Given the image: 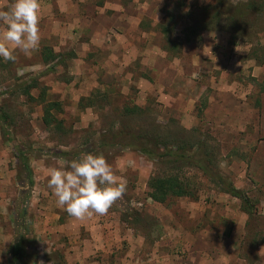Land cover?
Masks as SVG:
<instances>
[{
    "label": "rangeland",
    "instance_id": "374dc122",
    "mask_svg": "<svg viewBox=\"0 0 264 264\" xmlns=\"http://www.w3.org/2000/svg\"><path fill=\"white\" fill-rule=\"evenodd\" d=\"M40 4L38 49L0 59L11 141L0 122V264H14L16 242L21 264H264V12L232 26L203 11L215 0ZM45 47L57 61L43 63ZM52 101L61 132L43 123ZM132 137L178 156L123 147ZM17 146L28 152L31 182ZM83 153L103 154L126 192L105 214L78 219L47 181L50 168L66 170L61 161ZM190 153L192 161L180 156ZM206 153L209 169L247 195L248 213L197 166ZM176 174L192 194L155 202L151 179Z\"/></svg>",
    "mask_w": 264,
    "mask_h": 264
},
{
    "label": "clouds",
    "instance_id": "9594fccd",
    "mask_svg": "<svg viewBox=\"0 0 264 264\" xmlns=\"http://www.w3.org/2000/svg\"><path fill=\"white\" fill-rule=\"evenodd\" d=\"M41 14L40 0H12L6 10L0 9V58L14 61L13 48L25 55L38 49ZM61 163H67V169L50 168L47 187L72 217L103 215L126 192L103 154L83 153Z\"/></svg>",
    "mask_w": 264,
    "mask_h": 264
},
{
    "label": "trees",
    "instance_id": "16d2710c",
    "mask_svg": "<svg viewBox=\"0 0 264 264\" xmlns=\"http://www.w3.org/2000/svg\"><path fill=\"white\" fill-rule=\"evenodd\" d=\"M216 4L208 5L203 8L204 12H208L209 15L214 19L215 22H223L232 25L237 26L240 22H243L244 20H247L249 18V15L252 11H261L264 12V0H249V1H239L234 3L233 0H215ZM166 27H162V32H167ZM196 32H198L196 30ZM196 34V33H195ZM190 39H188L189 41ZM198 41H201V38L199 37ZM181 45V43H180ZM176 44L173 45V49H175ZM178 48V45H177ZM60 57V56H59ZM56 53L49 47H45L42 51V58L43 63L48 65L51 64L59 58ZM1 59V58H0ZM36 85L33 84L32 86H27L25 89L23 88V94L27 97L31 96L30 90L32 88H35ZM264 92V87L261 90ZM44 100V98H43ZM44 115H43V123L44 125L56 132L63 131V120L59 119L53 111H59L61 110V104L55 101L48 102L46 106L44 107ZM134 108L127 109V111L130 113L134 112ZM0 122L3 123L2 129L4 130L5 134L4 136L7 138V141H9V135L7 132V120L5 115L2 113L0 114ZM131 139L133 143L129 144H122L123 147H136L138 150H140L142 153L150 157L151 159H162L163 157H177L178 153L173 152L171 149L166 148L165 146L162 147L161 143L157 140H153L150 138H138V137H132ZM11 142V141H9ZM163 153L159 152L161 149H163ZM17 152L18 159L24 166V169L27 171V175L30 179V182L32 179V170L29 163V156L27 155V151L25 148L21 146H17L14 148ZM199 149V148H198ZM196 149L195 152L199 154L201 150ZM195 154L190 155H180L182 159L186 161H192L194 160ZM207 160L200 159V162H198V167L206 174L212 182L216 184L223 192L227 193L228 195L240 199L243 204V210L248 213L250 211L252 205L250 204V200L247 197V195L237 189L233 186V184L224 177L219 172H213L211 169H209L208 164L213 163L212 155L209 153H206ZM196 158V157H195ZM179 159V158H178ZM198 160V159H197ZM202 161V162H201ZM190 182L189 180L182 179L178 174L176 175H170L163 178H154L150 181V186L152 188L151 190V197L155 202L164 203L168 197H175V198H181V197H187L192 194V191L190 190ZM23 250V246L21 245V242H16L12 248H11V260H14V264H21L19 261H17V256L21 254Z\"/></svg>",
    "mask_w": 264,
    "mask_h": 264
},
{
    "label": "crops",
    "instance_id": "0c3cea01",
    "mask_svg": "<svg viewBox=\"0 0 264 264\" xmlns=\"http://www.w3.org/2000/svg\"><path fill=\"white\" fill-rule=\"evenodd\" d=\"M41 5H42V4H41ZM41 9H42V6H41ZM93 46L96 47L95 41H94V43H93ZM93 46H92V48H93Z\"/></svg>",
    "mask_w": 264,
    "mask_h": 264
}]
</instances>
